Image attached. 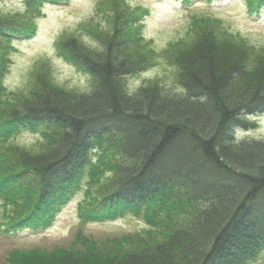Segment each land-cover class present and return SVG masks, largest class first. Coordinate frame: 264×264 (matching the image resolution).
Instances as JSON below:
<instances>
[{"label":"trees","instance_id":"1","mask_svg":"<svg viewBox=\"0 0 264 264\" xmlns=\"http://www.w3.org/2000/svg\"><path fill=\"white\" fill-rule=\"evenodd\" d=\"M43 1L63 0H24L23 11L0 15V78L12 40L35 32ZM110 1L100 11L108 30L98 32L93 18L80 24L101 50L74 33L56 41L58 54L88 75L86 90L50 79L44 62L27 92L0 83V191L9 207L1 229H44L79 188L80 221L143 212L152 227L101 242L76 231L69 247L11 249L7 262L90 264L107 251L118 264H249L264 250V139L238 140L236 130L264 113V52L230 57L226 46L239 45L196 24L162 50L179 89L155 80L130 91L127 73L154 53L137 12ZM247 4L255 11L264 0ZM23 129L39 134L36 149L7 143Z\"/></svg>","mask_w":264,"mask_h":264},{"label":"rangeland","instance_id":"2","mask_svg":"<svg viewBox=\"0 0 264 264\" xmlns=\"http://www.w3.org/2000/svg\"><path fill=\"white\" fill-rule=\"evenodd\" d=\"M106 0H63L59 2L43 1L40 13L35 17V32L27 38H14L13 48L9 55L11 62L8 69L1 71L0 83L6 91L27 92L31 80H34L32 70L44 62L49 70L47 76L55 82L69 88L86 90L89 77L73 64L63 59L57 52L56 41L64 33H74L92 52L101 50V44L94 36L89 35L80 24L90 18L98 24L102 32L108 30L110 23L100 11L111 5ZM111 3L110 0H107ZM127 9L137 12L138 30L146 40L149 52L153 57L148 62L135 65L132 72L125 77L127 89L136 90L144 84L154 83L167 89L178 90L177 72L163 58L162 50L171 42L188 38V29L204 22L211 25L217 36L230 38L228 43L239 45L238 48L224 49L227 55L247 58L248 47L252 51L264 52V6L250 10L247 0H123ZM24 0H0V15L14 14L24 10ZM140 13V14H139ZM140 16V17H139ZM73 34V35H74ZM241 43L245 44L242 45ZM172 44V43H171ZM244 60V59H243ZM136 58L133 63H140ZM264 63V60H263ZM35 66V67H34ZM34 68V69H33ZM256 72H259L257 70ZM260 76V75H259ZM258 76V77H259ZM257 77V78H258ZM255 122L250 128H238V140L264 139V113L249 117ZM39 134L33 131L20 130L12 133L7 140L9 144H19L29 149H36ZM0 191V264H9L7 256L11 249L28 251L37 248L40 251H50L57 247L73 245V236L79 231L85 238L97 242L108 239H120L127 235L146 236L152 227L146 213H125L114 220L84 223L77 214L78 201L82 199L83 189L75 191L70 199L61 206L53 221L44 229L38 230H4V212L9 211L8 203ZM77 246V245H76ZM118 264L117 257L111 252L99 254L90 264ZM34 260H32V264ZM103 263V264H104ZM66 264H75L69 257ZM249 264H264V250Z\"/></svg>","mask_w":264,"mask_h":264}]
</instances>
